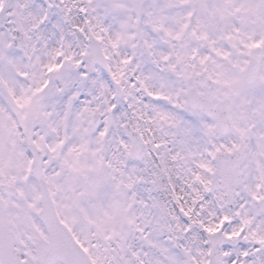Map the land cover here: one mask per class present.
Segmentation results:
<instances>
[{
    "label": "snow or ice",
    "instance_id": "obj_1",
    "mask_svg": "<svg viewBox=\"0 0 264 264\" xmlns=\"http://www.w3.org/2000/svg\"><path fill=\"white\" fill-rule=\"evenodd\" d=\"M0 264H264V0H0Z\"/></svg>",
    "mask_w": 264,
    "mask_h": 264
}]
</instances>
